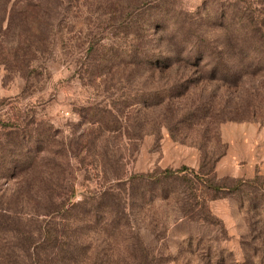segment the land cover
I'll return each mask as SVG.
<instances>
[{
    "label": "rangeland",
    "instance_id": "rangeland-1",
    "mask_svg": "<svg viewBox=\"0 0 264 264\" xmlns=\"http://www.w3.org/2000/svg\"><path fill=\"white\" fill-rule=\"evenodd\" d=\"M241 13L264 31V0L0 13V143L18 132L38 151L32 166L0 168V264H31V242L55 223L103 264H135L134 238L150 264H264V32L258 48L238 38ZM103 198L126 208L129 243L95 229Z\"/></svg>",
    "mask_w": 264,
    "mask_h": 264
},
{
    "label": "trees",
    "instance_id": "trees-1",
    "mask_svg": "<svg viewBox=\"0 0 264 264\" xmlns=\"http://www.w3.org/2000/svg\"><path fill=\"white\" fill-rule=\"evenodd\" d=\"M42 5V0H0V13L2 14V21L9 15L10 18L16 16L18 12L21 13H32L33 9H40ZM147 7L149 5H145L144 12H147ZM143 9V10H144ZM239 14V11L234 12L226 17L228 22L234 21L236 15ZM241 25L235 30V35L242 39V41H249L252 43V46H257L260 42H262V33L264 31L259 29L258 24L255 22V18L251 16V14H240ZM237 27V25H235ZM240 36V37H239ZM264 37V36H263ZM183 48V51H186L188 46ZM136 52L140 53V46L136 48ZM255 51L249 50L247 51L245 58L249 59L252 57V53ZM209 50L207 47L200 48L196 50V55H201L205 59ZM163 59V58H162ZM167 61V59H166ZM166 61L161 60H153L151 63L157 65L158 67H171V64ZM169 61V60H168ZM260 64V63H259ZM221 73L222 69H220ZM219 69H217L212 75L217 77ZM236 72V71H235ZM237 79L240 75H236ZM14 136L15 142L10 143L6 142L0 143V168L4 169L7 173L8 171H17L23 165L32 166L36 163V159L38 156V151L33 152L34 146L31 144L25 145V141L18 142V132L12 133ZM28 143V142H27ZM176 172L166 171L164 175L167 177L175 175ZM143 180H147V176L140 177ZM242 184V183H239ZM92 209L89 211L90 215L98 216L96 219L95 229L100 234H105L104 242H110L116 240V238H122V240H126L129 243V239H131L134 235H132L131 230L128 232L127 228V216L128 213L126 208L123 206L114 204H108L106 198H103V204L95 202L91 203ZM92 223V222H91ZM59 224L55 223L54 229L48 230L46 234L42 237L41 242H31L34 250H32V254L29 256V262L31 264H103L108 261L106 255L103 251H99L98 248L92 249V246H86L82 243H79L78 239H72L70 241L66 240V236L60 235ZM92 228V226H91ZM130 233V236L126 239L123 237L124 234ZM5 236L3 232L0 231V236ZM90 241L93 240V237L90 236ZM134 253L127 256V259H132L134 261H139L138 264H150L151 256L147 254L142 248L141 244L137 245L139 240L134 238ZM49 250H51L49 252ZM1 252V251H0ZM16 253H9L6 255L5 264H22L19 261V256L15 255ZM1 259V256H0ZM135 263V264H136Z\"/></svg>",
    "mask_w": 264,
    "mask_h": 264
}]
</instances>
